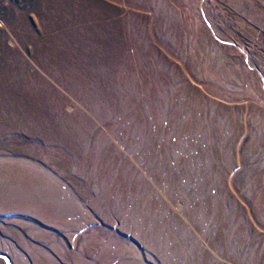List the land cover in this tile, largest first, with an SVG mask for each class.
<instances>
[{
    "label": "rangeland",
    "instance_id": "374dc122",
    "mask_svg": "<svg viewBox=\"0 0 264 264\" xmlns=\"http://www.w3.org/2000/svg\"><path fill=\"white\" fill-rule=\"evenodd\" d=\"M0 252L264 264V0H0Z\"/></svg>",
    "mask_w": 264,
    "mask_h": 264
},
{
    "label": "water",
    "instance_id": "95a60500",
    "mask_svg": "<svg viewBox=\"0 0 264 264\" xmlns=\"http://www.w3.org/2000/svg\"><path fill=\"white\" fill-rule=\"evenodd\" d=\"M0 259H3L6 264H12L10 257L3 252H0Z\"/></svg>",
    "mask_w": 264,
    "mask_h": 264
}]
</instances>
